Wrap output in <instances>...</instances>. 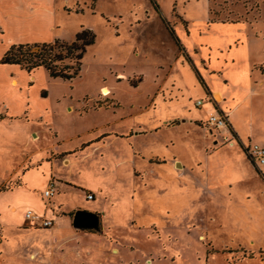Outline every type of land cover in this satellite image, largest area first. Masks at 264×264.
<instances>
[{"label": "rangeland", "instance_id": "obj_1", "mask_svg": "<svg viewBox=\"0 0 264 264\" xmlns=\"http://www.w3.org/2000/svg\"><path fill=\"white\" fill-rule=\"evenodd\" d=\"M38 1L56 3L54 31L49 23L41 38L54 33L70 42L85 27L96 38L83 55L79 75L70 81L49 78L43 67L28 72L17 65L26 80L19 71L21 89H15L18 84L12 85L11 78L9 85L8 79L18 70L0 64V118L6 103L10 111L21 112L28 101L24 109L30 114V119L23 113L20 119L0 120V190L18 183L16 170L44 157L55 191L32 211L44 215L50 204L55 227L68 232L47 237L41 232L49 228L28 220L16 224L24 209L18 208L16 220L9 218L15 209L9 201L23 202V197L17 193L8 201L0 193V264H76L80 250L73 257L69 253L79 244L75 232L99 234L101 250L94 264H264V165L255 166L242 147L264 145V86L231 117L243 139L228 127L208 128L204 115L214 105L207 101L208 96L214 100L212 92L192 95L202 91L188 67L178 65L187 58L163 21L176 36L178 25L188 30L192 23L189 37L198 40L228 44L243 38L238 52L264 60V0ZM25 2L0 0V8ZM1 14L0 26L14 32L13 20L4 17V10ZM209 21L241 24L201 32ZM2 49L0 43V54ZM202 67L207 68L206 61L199 62L198 71ZM178 69L183 73L180 92ZM194 99L204 106H195ZM68 102L74 104L65 106ZM179 102L200 118L178 115ZM44 109L50 112L45 121L43 115L33 117L32 112ZM53 126L61 141L55 147ZM65 150L74 155L72 164L63 161ZM33 153L38 156L29 161ZM45 175L43 169L28 173L34 194L42 192ZM60 181L70 186L60 189ZM87 192L95 198L88 200ZM77 209L98 213L99 229L74 228ZM63 252L70 255L58 260Z\"/></svg>", "mask_w": 264, "mask_h": 264}, {"label": "crops", "instance_id": "obj_2", "mask_svg": "<svg viewBox=\"0 0 264 264\" xmlns=\"http://www.w3.org/2000/svg\"><path fill=\"white\" fill-rule=\"evenodd\" d=\"M55 5L56 3L54 4V6H51L47 2L41 3L38 0H26L24 5L19 4L17 6L16 4H11L10 6L7 7V9L0 8V17H2L1 13H2V10H4L6 12L4 17L5 18L7 17L9 20H13V24L15 27L14 32H11V31L5 30V27L0 26V43L3 46L1 54L4 53L8 49V47L12 44L48 42V41H52L58 38L57 36L56 38H54V33L51 38H41L40 37L41 31L44 30L45 27H48L49 23H50V29L54 31L55 20H53L52 16L54 15L53 9L55 13V8H56ZM51 17H52V21L50 22ZM240 22L241 21H234V22L213 21V22H210L211 25H207V23H205L207 27L200 31L205 33V30H209L211 26H218L222 24H228L231 26H235L237 24H241ZM23 26L25 27L23 28ZM193 27L194 26L192 25V23H190L188 30H184V28L181 25H178V36H176L178 37L177 42H178V45H181V49L183 50L185 54L184 56L187 58V59L183 58V61L182 60L178 61V65H182V66L185 65L186 67H188V70L191 71L192 76L195 79L196 86L198 87V89H200V91H202L200 95L198 94V92L193 93L192 95H195V98H199L202 96L206 97L207 92H212V97L220 105L219 108L214 107L215 106L214 100L212 101L210 97L208 96L207 101H211L212 103H214V105L212 106V108L209 107L207 109V111L205 112L204 118L206 119L209 113L214 112L217 109L218 110L221 109L223 111L225 110L228 114V118L230 122L229 124L230 127L228 128H230V130H232L234 134L238 136V138L243 139L242 138L243 136L240 135L241 133L238 129L237 123H235V121L231 119V117L233 116V113L235 112V110L237 109V107L240 105L242 101L246 100L250 95L253 94L254 91H257L259 86H264V60L252 61L249 58L247 59L245 54L238 52L239 46H242L244 44L243 38L237 39L232 42L228 41L229 42L228 44H224V43L222 44V40L217 39V38L215 39L213 38L209 42L207 40H198L194 37H189V35L193 31L192 29ZM204 48L207 49V53L204 51ZM191 53L194 55H192ZM213 55H216L215 60L216 59L220 60V62H216L213 59ZM192 59H194L198 63L195 64ZM201 61H206L207 68L205 69L204 67H202V70L200 72L197 69V65H199V62ZM5 65H14V64H5ZM259 65H262L263 67H260ZM14 66L18 70V73L17 75H14L13 73L9 75V79H8L9 85H10V79L12 78L11 79L12 81L15 78L18 80V85L14 86L13 88L21 89V88H18L22 84L20 82L21 76L19 75V71L21 73L23 72L19 68L16 67L17 65H14ZM178 77H179L178 78V92H180L182 90V85L180 84V82H182L181 79H183V73L181 72V70L179 71V69H178ZM24 78L26 80L25 74H24ZM126 89H129L132 92H136V90H134L133 88L127 87ZM215 94H219L220 100H217V98L215 97ZM47 96H48V93L46 96H42V97L44 98ZM69 98L71 99L72 97L69 96ZM196 100L198 99L193 100V103L195 106H196L195 104ZM28 104L29 103L27 101V103L22 107L21 112H12L10 111L11 104L6 103V105H4L2 108L4 109L5 117L0 118V120L1 121H12V120L20 119L19 116L23 113H27L28 117L26 119H30V114H28V107L24 109L25 106H28ZM68 104H74V103L68 102L65 106H67ZM76 104H79V103H76ZM178 106H179L178 115L188 114V116H190L189 118H192V119L200 118V116L197 113H194V112L190 113L187 107L183 106L181 102L178 103ZM200 106H204V102H202ZM32 114H33V117H37L38 115H43L40 117L43 121H45L47 117L50 116V112L48 111V109L42 110L39 114H34V112H32ZM55 129L56 128L54 127L53 131L56 133V135L53 136L54 141L51 147H55V143L59 145L61 142L60 138L58 137V131ZM33 132H35L36 137H38L37 129H33L32 133ZM263 141L264 139L262 138L261 142ZM64 153H66L67 156H66V159H64L63 161H65L66 164L68 163L72 164L74 161V158H73L74 155L71 154L70 150L68 151L65 150ZM30 155L31 154L27 155V159L29 161L34 156H38V155H35V153H33L31 157ZM43 160H45L44 157L39 158V159L36 158L34 162H31V164L28 165L27 167H24V165L27 162L25 163L24 161H22L21 167H24V169L22 168V172H20L21 169L15 171L16 172L15 174H17L16 180H18V183L14 185L13 187H11L10 189L0 190V193H3L2 196H5L6 200L8 201L12 199V197L16 195L17 193H19L20 196L23 197V202L14 203L12 202L13 200L9 201L11 202V204L9 205L15 208V209L12 208L9 211V214H10L9 218H14L16 220L17 210L19 207L24 209V212H25L27 209L32 210V206L34 210L35 209L34 207H39L40 203H41V206L43 205V202H42L44 198L43 191L50 184L51 177H52V173L48 169L49 166L45 164V163H48V161L46 160L43 162ZM42 169L46 170L47 175H45L44 184L41 187H39L42 190V192L36 195L34 194L33 190L32 191L30 190L29 186H31L32 184L28 183L30 181L28 180L27 177H28V173L33 170L36 172L39 171L42 174ZM66 182L67 181H64V182L60 181L59 184H57L58 185L57 187H60L61 189L63 185H69ZM54 191H55V188H54ZM94 198H95V194H94ZM49 205L45 208L44 215L47 218L53 219L52 216H49L50 214H48L49 207H50ZM36 212H39V211H36ZM38 214H43V213H38ZM21 218L22 219L16 224L22 221H27L24 217V213L23 215L21 214ZM63 222L65 223L66 220L63 219ZM67 232H68V229L64 228L63 226L61 228L55 227V221H53V226L49 229H45L41 233L46 234L47 237L55 238V236H59V235L63 236ZM98 235L99 234H94V232H86L83 234L75 232L73 234V237H74L73 240H75L79 244L77 245L75 249L70 250L69 253H71V256L73 257L74 256L73 251L80 250L81 252V253L79 252V254L76 253V255L74 256L77 260L76 264H94L95 260L99 257L98 252L101 250L100 242H97L100 240V238H98L100 236ZM114 252H116V249L114 250ZM69 253L68 252L59 253L58 260L64 258V256L70 255ZM33 258H34V255H30V259L34 260ZM36 264H38V262H36Z\"/></svg>", "mask_w": 264, "mask_h": 264}, {"label": "trees", "instance_id": "obj_3", "mask_svg": "<svg viewBox=\"0 0 264 264\" xmlns=\"http://www.w3.org/2000/svg\"><path fill=\"white\" fill-rule=\"evenodd\" d=\"M163 21L169 33L178 41L168 22ZM95 38L94 31L85 27L76 32L70 42L56 38L48 42L12 44L2 54L0 63L19 65L28 72L43 67L49 78L70 81L79 75L83 55L87 47L94 44Z\"/></svg>", "mask_w": 264, "mask_h": 264}, {"label": "built area", "instance_id": "obj_4", "mask_svg": "<svg viewBox=\"0 0 264 264\" xmlns=\"http://www.w3.org/2000/svg\"><path fill=\"white\" fill-rule=\"evenodd\" d=\"M196 106H200L202 104V100L198 99L195 102ZM205 124L208 128H216L220 129L223 127H230L229 126V118L228 114L222 110H216L214 112L209 113V115L205 119ZM243 149L245 150L246 154L249 156L253 164L257 167L264 165V146L258 143L255 144H248L243 145ZM54 193V186L52 182L45 188L43 191V197L46 200H49L52 194ZM86 198L88 200L94 199V194L91 192L86 193ZM24 217L26 220L33 222L36 226H40L43 228H50L53 226V220L47 218L43 214H38L33 212L31 209H27L24 212Z\"/></svg>", "mask_w": 264, "mask_h": 264}, {"label": "water", "instance_id": "obj_5", "mask_svg": "<svg viewBox=\"0 0 264 264\" xmlns=\"http://www.w3.org/2000/svg\"><path fill=\"white\" fill-rule=\"evenodd\" d=\"M99 214L86 209L75 210L72 225L76 229H99Z\"/></svg>", "mask_w": 264, "mask_h": 264}, {"label": "bare ground", "instance_id": "obj_6", "mask_svg": "<svg viewBox=\"0 0 264 264\" xmlns=\"http://www.w3.org/2000/svg\"><path fill=\"white\" fill-rule=\"evenodd\" d=\"M11 84L12 85H17L18 84V81L16 80V79H13L12 81H11ZM103 91L105 92V93H107V91H108V88L107 87H104L103 88ZM215 97L217 98V100H220V96H219V94H215ZM214 99V98H213ZM215 100V99H214Z\"/></svg>", "mask_w": 264, "mask_h": 264}]
</instances>
